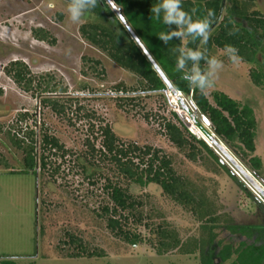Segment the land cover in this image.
<instances>
[{"label":"rangeland","instance_id":"374dc122","mask_svg":"<svg viewBox=\"0 0 264 264\" xmlns=\"http://www.w3.org/2000/svg\"><path fill=\"white\" fill-rule=\"evenodd\" d=\"M67 4L66 0H0V264H199L198 254L158 255L150 242L154 237L150 228L163 221L177 228L182 238L201 234L200 222L156 184L131 187L142 202L138 211L143 222L130 216L126 227L141 233L144 242L132 246L107 227L102 209L113 203L105 184L117 180L115 167L99 157L95 162L100 170L93 174L95 170L85 172L79 160L88 138L101 147V129L106 125L121 143L151 146L169 155L176 170L207 190L236 223H264V34L257 33L262 43L255 62L240 60L234 65L224 50L211 51L224 67L207 96L213 102L212 93L221 90L241 104H250L258 122L259 176L248 157L213 134L221 146L215 148L217 154L240 185L226 170H214L201 159L190 160L168 138L164 122L175 120L173 112L198 137L203 133L186 109L210 127L190 100L171 91L143 93L140 77L82 36L81 25L92 17L85 14L81 23L73 24ZM255 9L264 16V0H257ZM37 27L50 31L55 43L36 39L32 31ZM15 60L28 64L32 91L23 90L7 74L6 67ZM252 68L263 74L261 86L253 82ZM48 100H58L64 110L56 112ZM45 135L58 138L63 150L45 148ZM208 143L214 145L213 140ZM31 146L38 164L30 171L24 157ZM69 234L79 237L89 251L105 254L68 256L79 251L77 244L69 243ZM220 237L227 242L242 240L229 232ZM218 250L215 246L214 256L221 264Z\"/></svg>","mask_w":264,"mask_h":264},{"label":"trees","instance_id":"16d2710c","mask_svg":"<svg viewBox=\"0 0 264 264\" xmlns=\"http://www.w3.org/2000/svg\"><path fill=\"white\" fill-rule=\"evenodd\" d=\"M256 1L182 0L185 11L191 13L193 9L196 10L193 15L194 20L206 16L209 9L214 11L215 21L210 38L206 45L198 40L180 41L176 38L165 45L159 40L158 35L162 31H168V28L163 24L162 19L156 20L150 11L152 5L159 0H115L128 23L165 73L173 89L159 75L115 11L105 5V0H99V5L94 10L86 13L93 20L80 27V32L86 40L107 52L122 68L141 78L143 93L166 94L169 91L173 93L178 91L184 94L190 100L193 109L208 119L210 127H206L191 110L186 109L193 123L203 133L204 137H198L180 120L178 114L173 112L175 120L165 119L164 122L168 138L179 149L186 151L190 160L201 159L214 170L222 168L240 185L241 181L217 154L215 148L219 149L221 146L219 141L213 139V134L230 147L238 148L244 158L248 157L254 175L259 176L262 159L256 155L258 122L255 110L250 104H241L221 90L212 93V102L207 94L202 95L199 89L190 88L187 82L182 80L181 73L175 71L177 54L172 48L175 46H185L194 50L207 48V54L211 57L214 48L224 50L225 45H232L238 49L241 61L255 62L262 43V37L257 33L261 31L264 34V16L255 9ZM243 21L247 22L248 26H245ZM172 29H175V25ZM32 32L38 40L50 43L56 41L45 28L37 27ZM230 32L233 34L230 35ZM86 60L92 61L87 58ZM94 62L100 63L98 60ZM204 66V62L201 61V67ZM6 72L23 90H33L34 79L30 75L31 71L27 63L22 60L12 61L6 67ZM250 75L257 86L262 85L261 72L252 68ZM49 89H45V92H49ZM46 102H49L56 112L64 110L58 100ZM101 138L99 148L88 138L85 141L86 150L79 155V160L83 162V170L87 172L94 169L93 174L100 170V166L95 162L99 157L104 161H110L115 167L117 180L114 182L109 179L105 184L113 207L106 205L102 209L107 227L113 234L132 246H138L145 241L141 233L126 227L130 216L136 217L140 224L143 222V215L138 211L142 202L136 199L131 187L156 184L167 197L183 206L200 222L201 231L198 236L182 238L180 231L166 221L153 224L150 231L154 237L149 240L158 255H166L170 252L184 255L198 254L199 264H217L214 250L215 246H218L217 257L221 264H264V223L238 224L233 221L219 208L207 190L200 189L187 177L181 175L176 170L173 159L161 149L151 146L141 147L136 143H121L109 125L102 127ZM210 140H213L214 145L208 143ZM44 143L45 148L63 150V145L56 137L45 135ZM25 151L26 170L31 171L38 164L34 147L31 146ZM42 166L44 168L47 166L45 156H42ZM223 232L239 236L242 240L227 242L225 238L220 237ZM251 239L252 242L249 241ZM69 243L77 244L79 250L67 253L70 257H101L105 254L102 251H89L82 240L74 234H69Z\"/></svg>","mask_w":264,"mask_h":264},{"label":"clouds","instance_id":"9594fccd","mask_svg":"<svg viewBox=\"0 0 264 264\" xmlns=\"http://www.w3.org/2000/svg\"><path fill=\"white\" fill-rule=\"evenodd\" d=\"M99 5V0H68L67 12L73 24L81 23L86 13L94 10ZM105 5L120 15L123 19L122 10L115 0H105ZM156 20H161L167 26L168 31L159 33L158 38L168 45L173 38L180 41L190 39L200 41L206 45L211 35V29L215 21V13L209 9L203 18L193 19L195 9L192 12L183 9L182 0H159L150 9ZM175 25V29L172 26ZM230 35L233 33H229ZM172 51L177 54L175 71L181 73L182 80L186 81L190 88L199 89L202 95H206L212 89L223 69L224 63L215 56L209 57L207 48L194 50L185 46H175ZM224 55L232 64H238L240 56L238 49L232 45H225ZM201 61L204 67H201Z\"/></svg>","mask_w":264,"mask_h":264},{"label":"water","instance_id":"95a60500","mask_svg":"<svg viewBox=\"0 0 264 264\" xmlns=\"http://www.w3.org/2000/svg\"><path fill=\"white\" fill-rule=\"evenodd\" d=\"M117 16L120 18V15L119 14H117ZM120 20L128 28V30L131 33L132 37L137 41V43L139 44V46L141 47V49L143 50V52L147 55V57L149 58V60L152 62V64L154 65V68L158 71L159 75H161V77L166 81V83L169 85V87L171 89H173V86L169 82V80L167 79L165 73L162 71V69L160 68V66L157 64V62L155 61V59L153 58V56L150 54V52L148 51V49L145 47V45L143 44V42L140 40V38L138 37V35L134 31V29L131 27V25L128 23V21L126 20V18L124 17V15H123V19L120 18ZM174 93L180 99V97H181L182 94L180 92H178V91H174ZM244 174L246 175V173H244Z\"/></svg>","mask_w":264,"mask_h":264},{"label":"built area","instance_id":"2783aa9c","mask_svg":"<svg viewBox=\"0 0 264 264\" xmlns=\"http://www.w3.org/2000/svg\"><path fill=\"white\" fill-rule=\"evenodd\" d=\"M203 118H204L205 123H206V124L208 123V125H210L208 119H207L206 117H203Z\"/></svg>","mask_w":264,"mask_h":264},{"label":"bare ground","instance_id":"6f19581e","mask_svg":"<svg viewBox=\"0 0 264 264\" xmlns=\"http://www.w3.org/2000/svg\"><path fill=\"white\" fill-rule=\"evenodd\" d=\"M193 111V110H192ZM191 116V115H190Z\"/></svg>","mask_w":264,"mask_h":264}]
</instances>
